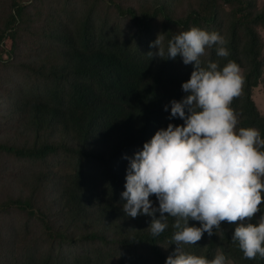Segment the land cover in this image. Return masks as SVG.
<instances>
[{
	"label": "rangeland",
	"instance_id": "1",
	"mask_svg": "<svg viewBox=\"0 0 264 264\" xmlns=\"http://www.w3.org/2000/svg\"><path fill=\"white\" fill-rule=\"evenodd\" d=\"M89 1L91 0H43L41 3L27 6L21 18L17 55L9 64L0 60V144L20 148L44 143L77 149L80 147L73 129L67 128L60 116L54 117L53 113H49V127H38L36 114L31 111L29 104L32 101L30 91L38 88L47 92L46 75L56 70V67L67 64L66 48H72V42H79L80 36L70 35L67 27L68 24L73 26L75 22L77 31L81 27L82 20L79 22V18H73L72 8L75 3H80L81 6L85 2L82 13L86 18L89 8L96 1L94 19L99 25L105 22L107 27L100 32L101 28L96 25L90 31L91 42H100V35L104 36L108 32L107 39L102 43L110 45L123 44L125 37L133 32L130 26L127 28L129 20L125 17L127 16L125 12L128 8L138 13L142 11L153 13V10L162 8L163 12L172 18L183 19L192 12L207 11L209 14L211 0ZM16 2L26 4L29 0H0V31L8 21ZM251 2L254 4V13L264 12V0ZM220 6L224 5L221 3ZM228 10L225 6L221 8L219 21L213 26L214 29L220 28L224 34L227 31L225 18L228 16ZM163 22L162 15L158 17L154 14L152 21L154 32L162 29ZM257 29L264 44V28ZM140 37L142 38L141 35ZM145 38L150 41L145 42L148 46L144 52L145 50L154 52L156 46L150 42L157 37L150 34ZM142 40L146 41L143 38ZM141 51L142 48L139 47V52ZM148 57L154 56L148 54ZM261 59L258 86L251 89V98L264 119V47ZM23 62H27V68L20 66ZM241 74L243 75V70ZM64 76L66 77L63 78L61 73L60 84L67 90V86L77 81V78L74 75L67 77L66 73ZM124 136L122 130L113 132L107 136V142L104 143L99 139L98 129L95 130L88 150H97L98 154H102L103 159L98 158L100 161L87 155L79 157L60 152L41 162H32L13 154L0 153V202L10 198L29 199L37 213L31 215L24 209L0 208V264H156L148 246L132 242V238L140 230L148 229L152 217L148 215L131 217L125 213L117 215L115 205L122 209L123 202H116L113 205L109 201L112 196L107 189L109 183L102 184L106 165L112 169H122L124 177L126 176L128 159L125 157L132 156L134 152L120 158L111 153L113 148L120 149L119 146L125 142ZM78 173L82 175L83 183L78 192L82 191V194H85L91 189L98 192L91 200H84L82 206L78 201L72 200V186L68 192L70 183L77 178ZM150 199L154 204H158L155 194L150 195ZM262 205L264 206V199L261 201ZM260 215L261 211L258 210L254 217L245 220L255 223ZM47 221H50V225H46ZM238 222L230 223L229 231L233 232ZM189 224L198 226L199 221L190 218ZM55 230L64 232L65 238L60 237L57 232H52ZM92 233L104 238L86 237ZM218 240L221 244L217 246L213 257L218 252L227 253L228 255L224 254L225 264H242L238 254H236L238 260L230 255L235 254L237 249L222 240L219 232ZM195 243L182 244L181 247L184 251L202 255L206 246L204 239ZM159 246L166 256L176 247L172 240L162 241Z\"/></svg>",
	"mask_w": 264,
	"mask_h": 264
},
{
	"label": "trees",
	"instance_id": "2",
	"mask_svg": "<svg viewBox=\"0 0 264 264\" xmlns=\"http://www.w3.org/2000/svg\"><path fill=\"white\" fill-rule=\"evenodd\" d=\"M69 1V0H68ZM93 1V0H91ZM89 1V2H91ZM43 0H29L26 4L16 2L11 15L0 31V60L6 64L12 63L19 50L17 43L20 31L21 18L28 5L41 3ZM94 1L85 16L82 13L83 3H75L73 18L82 20L81 27L77 31L76 22L72 26L68 24L70 35L80 36L79 42H72L71 47L65 52L68 63L56 67L53 72L47 74V92L34 88L32 94L31 111L36 114L37 125L40 128H48V114L53 113L54 117H62L67 128L73 129L80 147L69 148L67 146L44 143L34 147L20 148L7 144H0V153H9L17 157L32 162H41L49 156L66 152L79 157L91 156L96 161L103 159L102 154L97 150H88V145L93 133L98 129L99 139L107 142V136L113 132L121 131L125 135V142L119 146L120 149L113 148L111 153L120 158L129 152H135L142 148L143 143L150 139L160 127H166L168 123L182 124L179 117L169 120V111L164 109V105L171 99H180L185 93L181 89V83L190 77L193 70L192 63L184 64L182 58L177 55L175 59H165L155 56L149 58L147 50L150 40L145 38L151 35L162 37L163 46H167L168 39L175 33L197 26L209 32L216 31L227 40L226 47L229 55L226 57L217 56L215 47L205 48L201 55V66L207 67L208 61L214 60L219 66H223L228 60L235 61L241 71L242 86L237 96L233 97L231 107L237 115L240 126H253L259 129L261 137L264 138V119L251 98V89L258 86L260 69L262 66L263 41L257 27L264 28V12H253L254 4L251 0H211L209 4L210 12H192L181 18L174 19L165 14L162 8L151 11L136 12L128 8L123 14L128 18V26L132 28L131 34L127 35L124 43L110 44L102 43L109 35L106 32L100 35V42H91L90 31L98 25L100 32L106 29L105 22L100 25L94 19ZM72 3V2H71ZM227 7L228 16L225 18L227 24L226 33H222L220 28H213L219 21V12L224 6ZM162 15L163 25L159 32H154L153 19ZM78 22V25H79ZM213 28V29H212ZM127 30V29H126ZM146 39V41H143ZM103 36V37H102ZM49 37V35H48ZM105 37V39H104ZM57 46L54 43H50ZM150 46V45H149ZM130 47V49H129ZM139 47L142 51L139 52ZM157 49L155 48V51ZM154 51V53H155ZM6 54V55H5ZM7 57V58H6ZM156 57V58H155ZM27 62L20 64L22 68H27ZM17 64V63H16ZM245 69V70H244ZM61 73L68 76L74 75L77 81L71 82L67 90L61 87ZM5 105H3V108ZM70 125L71 127H69ZM97 157V158H96ZM81 159V158H80ZM102 184L109 183L107 187L111 193L109 201L115 205L122 201L121 192L125 187V177L122 169H112L106 165ZM68 187V192L73 189V199L82 206L84 200H91L98 195L96 189L82 194L78 188H82V175L79 173ZM1 209H24L31 215H35L33 203L29 199L10 198L0 202ZM264 211V206H260ZM116 214H123L121 208L115 205ZM254 217V214H253ZM32 218V217H31ZM174 217L168 216V227L159 235H152L149 229L140 230L132 242L148 246L155 258L156 264H165L166 254L162 252L159 243L171 240L174 229L172 224ZM232 222L222 221L221 228L215 229L212 236L205 232L201 239H204L205 251L202 256L208 259L213 258L219 243L218 232L222 240L236 248L235 254H230L238 260V254L242 259V264H264V258L257 256L253 259L242 257V251L238 245L231 240L233 232L229 231ZM50 225V221L46 222ZM199 226V225H198ZM60 237L65 238L66 234L60 230H55ZM51 232V233H52ZM87 238H101L103 236L94 233L88 234ZM129 243V241L127 242ZM222 246V245H221ZM225 249V247H223ZM228 255L227 253H223ZM81 264V263H79Z\"/></svg>",
	"mask_w": 264,
	"mask_h": 264
},
{
	"label": "clouds",
	"instance_id": "3",
	"mask_svg": "<svg viewBox=\"0 0 264 264\" xmlns=\"http://www.w3.org/2000/svg\"><path fill=\"white\" fill-rule=\"evenodd\" d=\"M150 44L157 48L148 52L152 57L175 59L179 54L193 70L181 83L185 95L163 106L169 120L179 117L183 123L160 127L125 157L122 211L131 217L151 216L148 229L154 236L168 227V216L175 218L171 240L176 247L165 264H225L221 252L208 259L181 247L196 244L205 232L212 236L222 221H239L231 240L244 258H264V138L253 126L237 127L231 102L241 89L239 65L228 60L219 66L210 60L201 66L206 46H214L217 56H228L227 40L216 31L191 26L173 34L166 48L160 34ZM152 194L158 204L150 199ZM258 210L255 223L245 220ZM190 218L199 226L189 224Z\"/></svg>",
	"mask_w": 264,
	"mask_h": 264
}]
</instances>
